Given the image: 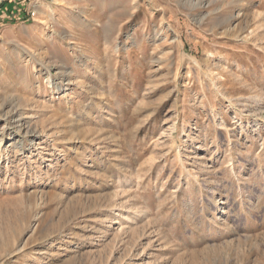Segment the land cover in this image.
<instances>
[{"label": "rangeland", "instance_id": "1", "mask_svg": "<svg viewBox=\"0 0 264 264\" xmlns=\"http://www.w3.org/2000/svg\"><path fill=\"white\" fill-rule=\"evenodd\" d=\"M0 264H264V0H0Z\"/></svg>", "mask_w": 264, "mask_h": 264}, {"label": "bare ground", "instance_id": "2", "mask_svg": "<svg viewBox=\"0 0 264 264\" xmlns=\"http://www.w3.org/2000/svg\"><path fill=\"white\" fill-rule=\"evenodd\" d=\"M226 128V127H225ZM221 129V128H220Z\"/></svg>", "mask_w": 264, "mask_h": 264}]
</instances>
